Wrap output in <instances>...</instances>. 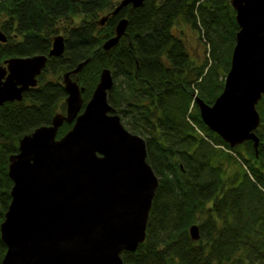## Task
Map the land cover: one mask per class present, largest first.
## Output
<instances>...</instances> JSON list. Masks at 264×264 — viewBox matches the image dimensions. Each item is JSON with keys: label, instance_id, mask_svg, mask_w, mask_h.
Returning <instances> with one entry per match:
<instances>
[{"label": "trees", "instance_id": "16d2710c", "mask_svg": "<svg viewBox=\"0 0 264 264\" xmlns=\"http://www.w3.org/2000/svg\"><path fill=\"white\" fill-rule=\"evenodd\" d=\"M118 3L0 0V27L8 38L0 41V65L14 56L49 55L54 37L65 36L64 54L49 57L38 85L25 91L22 101L0 108V226L12 199L10 156L19 151L25 134L51 124L57 112L66 111L62 74L91 56L80 73L85 102L92 97L101 70L111 68L115 84L108 100L122 120L130 117L126 121L134 130L147 129L148 162L160 178L146 240L136 251L123 252L125 263L264 264V97L257 106L258 155L253 141L231 148L204 123L194 99L198 91L211 104L224 89L220 75L230 70L239 30L230 0H146L138 8L123 7L101 25V13L109 14ZM123 17L129 20L128 36L105 51L102 44L115 35ZM182 21L205 29L211 43L210 65L208 60L203 65L191 60L179 26ZM188 118L208 140L195 132ZM72 126L64 123L57 137ZM218 146L238 151L244 159L239 182L240 174L231 183L224 177ZM196 222L202 233L197 242L188 231ZM6 250L0 234V264Z\"/></svg>", "mask_w": 264, "mask_h": 264}, {"label": "water", "instance_id": "95a60500", "mask_svg": "<svg viewBox=\"0 0 264 264\" xmlns=\"http://www.w3.org/2000/svg\"><path fill=\"white\" fill-rule=\"evenodd\" d=\"M146 0H120L138 8ZM239 30L224 89L213 104L197 92L194 99L204 123L231 148L253 141L258 155L261 124L257 108L264 97V0H230ZM123 17L115 35L102 49L110 51L128 36ZM7 35L0 30V41ZM65 52V36L54 37L49 55L14 56L0 65V108L22 101L38 85L49 57ZM92 57L63 74L66 111L51 124L36 127L19 141L9 158L12 199L0 226L7 250L1 264H126L124 251H136L146 240L147 227L160 178L148 162L146 139L131 132L109 102L113 71L101 70L99 82L85 104L80 73ZM82 110V111H81ZM73 124L62 137L59 128ZM193 241L202 237L192 224Z\"/></svg>", "mask_w": 264, "mask_h": 264}, {"label": "rangeland", "instance_id": "374dc122", "mask_svg": "<svg viewBox=\"0 0 264 264\" xmlns=\"http://www.w3.org/2000/svg\"><path fill=\"white\" fill-rule=\"evenodd\" d=\"M105 15H106V13H101L99 20H101V18L104 17ZM179 26H180L181 33L184 37L185 43L187 45V48L190 52L191 60L194 62V64L195 65H203L208 60L209 61L208 64L210 65L212 63V60H211L212 55H211V50H210L211 49V43H210L208 37L206 36L205 29L202 28V29L198 30V29L194 28V26L192 24L184 22V21H182L181 24H179ZM0 30H2L1 27H0ZM227 73H228L227 71H224V74H221L220 78L225 81ZM63 74H62V80H63ZM193 103H194V100H193ZM212 103H214V102H212ZM191 108H192L194 114L197 113V111L193 108V104H192ZM126 119L127 120L130 119V117L126 118ZM126 119H123L122 121L128 130H130L133 133L139 134V135L143 136L144 138L149 137V134L146 131L147 129H144L143 127H136V128L141 129L142 132L139 130H134L131 127V125H129L127 123ZM188 120H189V118H188ZM189 121H190V124L195 127V129H196L195 132L200 137H202V138L204 137V138H206V140H208L206 132L204 130L200 129L198 127L197 123L193 122L192 120H189ZM156 135L157 134H154V136H156ZM216 150H218L217 154L219 155L218 162L221 163V165L223 167L222 168L224 171L223 174H224V177L226 178L227 182L231 183L232 181H235L237 174H240L239 180H238V182H239L240 179H242L243 170L246 167L244 165V161H243L244 159L241 158V156L239 155V152L229 150L224 146H218V149L216 148ZM239 151L241 153H243V152H245V148H240ZM154 152H155L154 153L155 155L159 154L157 150H154ZM198 217L202 218L201 213H198ZM196 223L200 224V222H196Z\"/></svg>", "mask_w": 264, "mask_h": 264}, {"label": "bare ground", "instance_id": "6f19581e", "mask_svg": "<svg viewBox=\"0 0 264 264\" xmlns=\"http://www.w3.org/2000/svg\"><path fill=\"white\" fill-rule=\"evenodd\" d=\"M200 110V109H199Z\"/></svg>", "mask_w": 264, "mask_h": 264}]
</instances>
